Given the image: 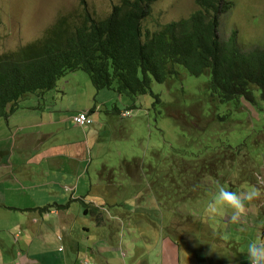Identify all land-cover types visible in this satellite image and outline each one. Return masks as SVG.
<instances>
[{
  "label": "rangeland",
  "instance_id": "1",
  "mask_svg": "<svg viewBox=\"0 0 264 264\" xmlns=\"http://www.w3.org/2000/svg\"><path fill=\"white\" fill-rule=\"evenodd\" d=\"M120 1L0 0V54L44 38L62 18L72 25L86 12L94 19L104 18ZM228 1L231 8L220 16L219 37L225 40L234 32L241 50L263 46L264 0ZM195 8L194 0H153L141 23L144 36ZM208 82L207 73L196 76L181 68L177 78L163 83L152 80L150 91L130 98L113 87L96 89L80 68L68 70L53 88L27 93L14 112L0 116V164L12 163V137L18 126L33 122L24 118L29 106L46 108L60 133L46 139L43 147L65 142L59 165L86 173L78 195L91 188L101 198L98 222L89 214L96 225L92 230L108 229V236L97 235L96 244L123 240L144 246L167 238L178 246L181 261L237 264L250 242L264 239V101L258 89L253 91V101L223 100ZM87 108L95 110L94 122L81 128L71 116ZM126 110L129 115L122 116ZM62 118L64 122L58 121ZM87 128L94 138L88 136L84 142ZM16 141L17 147L22 146L20 139ZM15 155V165L27 156L22 151ZM47 161L41 166L52 165L51 159ZM67 175L54 187L66 200L75 182V174ZM206 176L229 190L255 187L261 195L248 205L247 216L233 223L229 213L212 215L207 210L214 185L205 181ZM117 217L125 220L124 225ZM79 224L76 221L71 229Z\"/></svg>",
  "mask_w": 264,
  "mask_h": 264
},
{
  "label": "trees",
  "instance_id": "2",
  "mask_svg": "<svg viewBox=\"0 0 264 264\" xmlns=\"http://www.w3.org/2000/svg\"><path fill=\"white\" fill-rule=\"evenodd\" d=\"M152 1L121 0L104 18L86 12L73 25L62 18L44 38L0 54V116L14 112L27 93L49 90L78 68L96 89L113 87L130 98L150 91L152 80L177 78L182 68L196 76L207 73L209 88L223 100L253 101L258 89L264 101V43L241 50L234 32L225 40L218 35L228 0H194L188 16L144 36L141 23ZM53 206L66 207L41 210ZM89 211L98 222L96 207Z\"/></svg>",
  "mask_w": 264,
  "mask_h": 264
},
{
  "label": "crops",
  "instance_id": "3",
  "mask_svg": "<svg viewBox=\"0 0 264 264\" xmlns=\"http://www.w3.org/2000/svg\"><path fill=\"white\" fill-rule=\"evenodd\" d=\"M38 108L41 109L40 112ZM90 110L91 108H87L79 111H88L92 117L95 110ZM47 112L46 108L29 106L24 118L28 117L27 119L33 122L18 126L12 137L15 141L10 150L12 163L8 161L0 164V264H81L83 261L87 264H203L195 260L181 261L178 246L167 238H163L161 244L144 246L127 244L123 240L121 244H96L97 235L101 239L108 236V229L92 230L96 227H92L95 224L89 214L91 207H96L102 213L101 198L97 199L91 188H87L85 191H88L84 195H78L80 180L86 177V173L70 167L65 169L63 165H59L65 142L43 147L42 143L46 139H55L60 133L59 128L55 129L51 123L55 121ZM65 119L58 121L64 122ZM30 126L36 127L37 130L26 131ZM83 134L84 142H87L88 136L92 135V129L87 128ZM16 138L20 139L22 146L17 147ZM16 147L18 149L15 151ZM20 151L25 152L27 156L15 165L18 160L15 152ZM35 156L40 159L35 161ZM48 159H51L52 165L41 166V162ZM31 162H37V165H28ZM59 172L62 175L57 179ZM68 172L75 174V182L70 187L71 193L66 200V197H60L59 193L54 191V187H58L57 183H63L68 177ZM40 194H44V197L41 198ZM44 204H65L66 207L53 206L43 211L41 208ZM80 205L86 206L87 211ZM120 219L117 217L119 225H124L125 220ZM76 221H80L81 226L71 229ZM117 235H120L118 231L116 237L120 238ZM247 250L242 252L243 259L237 264H248Z\"/></svg>",
  "mask_w": 264,
  "mask_h": 264
},
{
  "label": "clouds",
  "instance_id": "4",
  "mask_svg": "<svg viewBox=\"0 0 264 264\" xmlns=\"http://www.w3.org/2000/svg\"><path fill=\"white\" fill-rule=\"evenodd\" d=\"M204 179L214 185L212 199L207 205V210L212 215L229 213L233 223L241 222L247 216L248 205L261 195L260 190L255 187L237 192L229 190L210 176H206ZM247 256L248 264H264V239L250 242Z\"/></svg>",
  "mask_w": 264,
  "mask_h": 264
},
{
  "label": "built area",
  "instance_id": "5",
  "mask_svg": "<svg viewBox=\"0 0 264 264\" xmlns=\"http://www.w3.org/2000/svg\"><path fill=\"white\" fill-rule=\"evenodd\" d=\"M129 113H130V111L126 110V111L122 112L121 115L122 116H128ZM71 119L76 125L82 126V127L89 126L94 122L88 111L75 112L71 116ZM81 264H87V263L83 261Z\"/></svg>",
  "mask_w": 264,
  "mask_h": 264
}]
</instances>
